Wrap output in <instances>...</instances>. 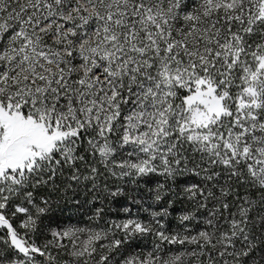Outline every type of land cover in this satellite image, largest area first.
<instances>
[{
	"label": "snow or ice",
	"instance_id": "6c2138e0",
	"mask_svg": "<svg viewBox=\"0 0 264 264\" xmlns=\"http://www.w3.org/2000/svg\"><path fill=\"white\" fill-rule=\"evenodd\" d=\"M0 264H264V0H0Z\"/></svg>",
	"mask_w": 264,
	"mask_h": 264
}]
</instances>
